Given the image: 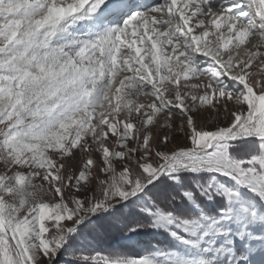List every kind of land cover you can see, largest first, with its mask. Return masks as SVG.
<instances>
[{"label": "snow or ice", "instance_id": "snow-or-ice-1", "mask_svg": "<svg viewBox=\"0 0 264 264\" xmlns=\"http://www.w3.org/2000/svg\"><path fill=\"white\" fill-rule=\"evenodd\" d=\"M0 264H264V0H0Z\"/></svg>", "mask_w": 264, "mask_h": 264}, {"label": "rangeland", "instance_id": "rangeland-1", "mask_svg": "<svg viewBox=\"0 0 264 264\" xmlns=\"http://www.w3.org/2000/svg\"><path fill=\"white\" fill-rule=\"evenodd\" d=\"M100 240H101V243L97 244L96 246L101 250L107 251L110 248L111 243H112L111 238L101 237Z\"/></svg>", "mask_w": 264, "mask_h": 264}, {"label": "trees", "instance_id": "trees-1", "mask_svg": "<svg viewBox=\"0 0 264 264\" xmlns=\"http://www.w3.org/2000/svg\"><path fill=\"white\" fill-rule=\"evenodd\" d=\"M101 243V240L99 239V243L98 244H100Z\"/></svg>", "mask_w": 264, "mask_h": 264}]
</instances>
